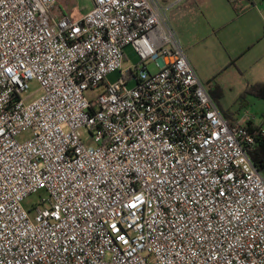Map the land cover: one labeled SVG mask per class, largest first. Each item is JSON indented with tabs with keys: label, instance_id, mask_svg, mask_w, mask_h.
Returning <instances> with one entry per match:
<instances>
[{
	"label": "built area",
	"instance_id": "built-area-1",
	"mask_svg": "<svg viewBox=\"0 0 264 264\" xmlns=\"http://www.w3.org/2000/svg\"><path fill=\"white\" fill-rule=\"evenodd\" d=\"M187 1L0 0V264H264L254 117L228 120L188 62Z\"/></svg>",
	"mask_w": 264,
	"mask_h": 264
},
{
	"label": "crops",
	"instance_id": "crops-1",
	"mask_svg": "<svg viewBox=\"0 0 264 264\" xmlns=\"http://www.w3.org/2000/svg\"><path fill=\"white\" fill-rule=\"evenodd\" d=\"M259 1L188 0L169 10L172 27L199 80L215 76L207 85L202 82L211 97H220L218 89L222 91L225 87L232 89L233 85L241 84L240 88L245 89L264 83V0ZM204 39L215 41L219 47L213 50L214 71L208 75L201 69L195 50L196 43ZM226 72L239 75L243 81L226 80L223 78ZM220 100L221 97L218 99L221 110ZM252 123L257 125L255 120ZM258 125L264 130V121Z\"/></svg>",
	"mask_w": 264,
	"mask_h": 264
},
{
	"label": "rangeland",
	"instance_id": "rangeland-1",
	"mask_svg": "<svg viewBox=\"0 0 264 264\" xmlns=\"http://www.w3.org/2000/svg\"><path fill=\"white\" fill-rule=\"evenodd\" d=\"M258 3H260L259 0H256ZM57 2V12L61 13L64 12L68 15L70 14H76L79 13H85L88 10H90L92 4L91 0H56ZM218 47V44L215 43V41H209L208 39H204V41L200 40L195 45V50H198V59L200 62V67L202 70H204V74L208 75L212 73L213 70V50H216ZM186 52V48L184 49ZM124 54L126 56V61L123 63V69L135 65L139 62L137 56L135 55L134 51L131 47L124 48ZM190 51V50H189ZM193 51V50H192ZM191 51L192 57L194 54ZM221 51V49H220ZM190 54V53H189ZM186 55H188V52H186ZM120 74L118 71H114L106 76L105 81L109 83H115L116 80L119 78ZM215 76H210V78H202V82L207 85L211 82ZM223 78L226 80H230L231 78H235L239 81H243L239 75H232L231 73H224ZM237 83V82H236ZM232 89L223 88L221 91V110L224 114H229L232 119L239 118L244 112H248L251 116L254 117L255 123L258 125L260 123H263L264 121V100L257 98L255 96H252L250 93L246 91L245 89L240 88L241 84L233 85ZM105 86L102 84L98 86L97 88L93 90H89L86 92V95L88 97H97L104 91ZM28 95H32L30 98V101L36 99L39 95V85L36 81H32L29 84V90L27 92ZM24 94V95H27ZM244 101H247L249 104L245 105L243 104ZM264 128V126H263ZM26 134H24L23 137H25ZM83 137L86 138L87 135L83 134ZM89 142H87L88 144ZM44 194L42 192H39L38 194H34L29 196L27 199L24 200L23 205L27 210H30L31 206L33 204H38L40 198H43Z\"/></svg>",
	"mask_w": 264,
	"mask_h": 264
},
{
	"label": "trees",
	"instance_id": "trees-1",
	"mask_svg": "<svg viewBox=\"0 0 264 264\" xmlns=\"http://www.w3.org/2000/svg\"><path fill=\"white\" fill-rule=\"evenodd\" d=\"M57 3V2H56ZM72 16H76V14H70ZM219 95L221 97V91H219ZM246 91L250 93L252 96H255L257 98L264 100V83H257L252 86H248L246 88ZM220 97H212L215 103L218 105V99ZM245 104V101L244 103ZM219 106V105H218ZM222 111V110H221ZM224 114V113H223ZM228 120H232L231 116L229 114H224ZM248 131L252 133L254 136H256V144L254 146L253 151L250 153V158L253 161L254 165L257 167L258 171L261 173V175L264 178V130L262 129V126L254 125L253 123L248 124Z\"/></svg>",
	"mask_w": 264,
	"mask_h": 264
}]
</instances>
